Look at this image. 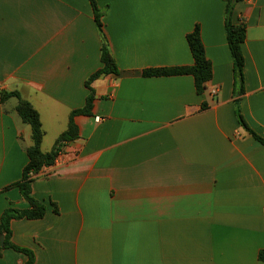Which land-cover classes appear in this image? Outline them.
<instances>
[{
	"label": "crops",
	"instance_id": "1",
	"mask_svg": "<svg viewBox=\"0 0 264 264\" xmlns=\"http://www.w3.org/2000/svg\"><path fill=\"white\" fill-rule=\"evenodd\" d=\"M95 1L120 75L92 83L91 115L74 119L79 138L32 183L45 216L12 220L11 242L35 264H264V145L237 117L239 108L264 140V0L234 4L233 24L246 25L240 96L230 0ZM196 25L213 67L203 94L189 75H141L191 66ZM102 45L89 0H0V93L18 91L39 112L44 153L85 106ZM31 144L30 126L0 105V217L30 208L9 186ZM26 261L12 249L0 256Z\"/></svg>",
	"mask_w": 264,
	"mask_h": 264
},
{
	"label": "trees",
	"instance_id": "2",
	"mask_svg": "<svg viewBox=\"0 0 264 264\" xmlns=\"http://www.w3.org/2000/svg\"><path fill=\"white\" fill-rule=\"evenodd\" d=\"M243 0H230L226 7L225 29L229 49L233 58L235 78L239 85L237 96L244 93V77L243 68L245 59L242 51V44L246 39V25L241 23L235 25L232 22V14L234 4ZM95 17L96 26L101 34L103 45L101 48V63L102 68L92 74L85 82L89 94L86 99V104L83 108L74 110L69 116L67 129L57 138L53 149L50 152L44 153L41 150V145L44 138V131L42 128L41 118L39 112L27 100L23 99L18 91H4L0 93V105L5 104L9 99H17L15 111L21 118L22 122L29 125L31 128L32 144L25 149L28 156V163L23 169L22 178L20 181L12 184L9 188H18L21 197L29 204L30 208L26 210H19L9 206L0 217V237L4 236V246L0 245V256L4 249H12L16 252L22 253L27 257L25 264H35V254L27 248L17 246L11 242V221L19 219L39 220L45 216L46 205L43 202L36 200L32 195V183L35 178L44 168H51L59 155L63 151V147L79 138V129L75 124V117L80 115H91L93 102L95 100V92L92 88V83L100 78L102 75H120V71L108 47L103 23V13L98 8L95 0H89ZM187 43L193 57V64L191 66H176L165 67L157 69H148L142 71L143 77H165V76H192L195 83L197 94L201 95L206 90V85L213 77V67L210 60L205 53V47L201 38V28L196 25L194 30L187 35ZM238 104V102H237ZM208 108L206 103L202 104V110ZM237 117L241 126L264 145V140L260 139L247 125L242 117L239 108L237 109ZM54 212L58 213V208L53 204Z\"/></svg>",
	"mask_w": 264,
	"mask_h": 264
},
{
	"label": "rangeland",
	"instance_id": "3",
	"mask_svg": "<svg viewBox=\"0 0 264 264\" xmlns=\"http://www.w3.org/2000/svg\"><path fill=\"white\" fill-rule=\"evenodd\" d=\"M17 104V99L13 98L10 103L6 102L5 103V107L10 111V113L19 120L20 123H22L21 118L19 117V115L17 114V112L14 110L12 111L11 109L13 108L14 105Z\"/></svg>",
	"mask_w": 264,
	"mask_h": 264
},
{
	"label": "built area",
	"instance_id": "4",
	"mask_svg": "<svg viewBox=\"0 0 264 264\" xmlns=\"http://www.w3.org/2000/svg\"><path fill=\"white\" fill-rule=\"evenodd\" d=\"M217 93H218V89H213V90L211 91V95H212V96L216 95ZM95 121H96L97 123H99V122L101 121V118H100V117H96V118H95Z\"/></svg>",
	"mask_w": 264,
	"mask_h": 264
},
{
	"label": "water",
	"instance_id": "5",
	"mask_svg": "<svg viewBox=\"0 0 264 264\" xmlns=\"http://www.w3.org/2000/svg\"><path fill=\"white\" fill-rule=\"evenodd\" d=\"M0 245L3 247L4 246V236L0 237Z\"/></svg>",
	"mask_w": 264,
	"mask_h": 264
}]
</instances>
